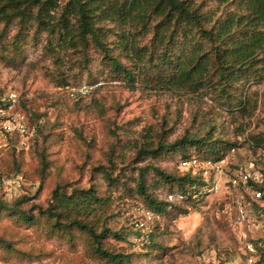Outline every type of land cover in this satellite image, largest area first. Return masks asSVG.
Masks as SVG:
<instances>
[{"label":"rangeland","instance_id":"obj_1","mask_svg":"<svg viewBox=\"0 0 264 264\" xmlns=\"http://www.w3.org/2000/svg\"><path fill=\"white\" fill-rule=\"evenodd\" d=\"M15 32L11 25L6 37ZM44 38L29 31L21 44V57L14 61L12 47L0 44V95L8 90L18 94L30 129L24 136L0 134V264H105L91 255L83 232L52 227L53 219L45 209L57 184L67 190L93 185L110 197L103 214L109 215V227L125 233L124 239H110L108 244L131 252L133 264H251L240 235L257 236L258 231L249 232L247 223L235 224L232 191L226 185L187 205L189 212L162 232L163 222L159 230L154 227V217L146 213L140 197L114 190L103 175L106 169L131 185L142 175L146 180L160 179L154 167L181 172L177 163L184 153L181 149L195 153L197 147L206 149L208 142L225 151L235 140L243 144L226 152V171L248 159L264 166V152L244 142L229 121L232 117L218 111L202 91L180 89L175 95L148 75L147 88L129 89L112 77L107 60L93 47L86 60L80 55L55 60L45 51ZM248 91L259 95L262 84H251ZM259 110L250 128L261 116ZM217 112L221 130L208 137ZM147 126L152 128L154 145L162 137L168 149L143 159L135 142H141ZM193 135L205 141L190 147L184 140ZM17 176V187L6 183ZM154 256L159 257L151 259Z\"/></svg>","mask_w":264,"mask_h":264},{"label":"trees","instance_id":"obj_2","mask_svg":"<svg viewBox=\"0 0 264 264\" xmlns=\"http://www.w3.org/2000/svg\"><path fill=\"white\" fill-rule=\"evenodd\" d=\"M1 24L0 44L12 47L13 61L21 57V44L31 30L45 35L43 47L55 60L66 55L68 60L71 55L86 60L93 47L107 60L112 77L129 89L147 88L148 75L175 95L180 89L202 91L218 111L232 117L227 119L244 142L264 152V0H0ZM11 25L16 32L6 37ZM148 68L149 74L145 72ZM260 83L259 95L248 91L251 84ZM257 108L261 116L250 128ZM219 115L212 116L208 137L221 130ZM159 138L154 145L152 128L147 126L141 142H135L137 154L144 159L165 152L168 143ZM184 141L191 147L205 140L193 135ZM242 144L229 142L225 151L208 142L206 149L197 147L195 153L181 149L184 153L177 163L179 166L181 159L191 156L222 160L226 152ZM153 169L161 180H146L142 175L134 185L106 169L103 175L114 190L140 197L143 208L154 217V227L159 230L161 221L164 227L160 231L164 232L173 220L189 212L187 205L205 200L208 193L202 191L205 182L201 177L180 167L178 174ZM138 170L142 173V168ZM109 200L93 185L67 190L64 184H57L45 213L53 219V228L67 233L76 229L87 235L91 255L105 264H133L131 252L108 244L110 239H124L125 233L108 226L109 215L103 209ZM258 253L253 264H264V248Z\"/></svg>","mask_w":264,"mask_h":264},{"label":"built area","instance_id":"obj_3","mask_svg":"<svg viewBox=\"0 0 264 264\" xmlns=\"http://www.w3.org/2000/svg\"><path fill=\"white\" fill-rule=\"evenodd\" d=\"M85 93L87 89L80 90ZM73 92L70 93L72 95ZM21 99L14 90H8L0 95V133L19 136L27 135L30 131L28 119L21 109ZM179 167L192 176H199L205 182L203 192H217L222 185L232 191V206L235 210V224L247 223L249 232L258 231L257 236L242 232L240 240L248 254V261L253 264L258 258L260 248H264V167L258 166L256 160L248 159L237 164L233 170L224 165V159H198L196 156L183 158ZM20 177L5 180L8 184L18 186ZM171 198V196H169ZM149 213V212H146ZM252 227V228H250ZM211 264H222L213 261ZM225 264H230L226 262Z\"/></svg>","mask_w":264,"mask_h":264}]
</instances>
